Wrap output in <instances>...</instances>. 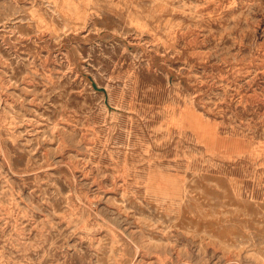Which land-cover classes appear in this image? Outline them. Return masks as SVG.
<instances>
[{"label": "rangeland", "instance_id": "1", "mask_svg": "<svg viewBox=\"0 0 264 264\" xmlns=\"http://www.w3.org/2000/svg\"><path fill=\"white\" fill-rule=\"evenodd\" d=\"M0 264H264V0H0Z\"/></svg>", "mask_w": 264, "mask_h": 264}]
</instances>
